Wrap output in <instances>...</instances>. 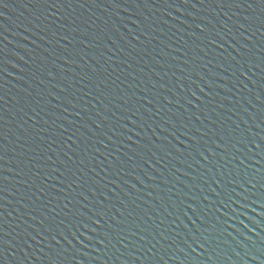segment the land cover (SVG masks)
I'll list each match as a JSON object with an SVG mask.
<instances>
[{
  "label": "water",
  "instance_id": "95a60500",
  "mask_svg": "<svg viewBox=\"0 0 264 264\" xmlns=\"http://www.w3.org/2000/svg\"><path fill=\"white\" fill-rule=\"evenodd\" d=\"M0 264H264V0H0Z\"/></svg>",
  "mask_w": 264,
  "mask_h": 264
}]
</instances>
